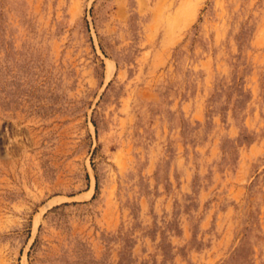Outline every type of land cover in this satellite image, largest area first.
<instances>
[{"label": "rangeland", "instance_id": "374dc122", "mask_svg": "<svg viewBox=\"0 0 264 264\" xmlns=\"http://www.w3.org/2000/svg\"><path fill=\"white\" fill-rule=\"evenodd\" d=\"M0 264H264V0H0Z\"/></svg>", "mask_w": 264, "mask_h": 264}]
</instances>
